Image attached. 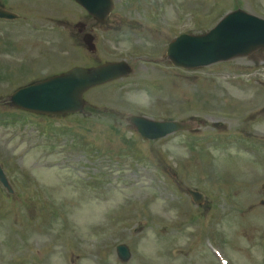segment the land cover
Returning a JSON list of instances; mask_svg holds the SVG:
<instances>
[{
    "label": "rangeland",
    "instance_id": "obj_1",
    "mask_svg": "<svg viewBox=\"0 0 264 264\" xmlns=\"http://www.w3.org/2000/svg\"><path fill=\"white\" fill-rule=\"evenodd\" d=\"M20 2H29V0H19ZM4 2V1H3ZM133 141H137L136 139H133ZM140 161V157L137 158L135 161V164H138ZM227 166L228 167L226 169ZM257 164L254 167L249 168H242L239 165L228 163L226 164L225 168H222L221 170L215 172L211 178L215 181V186L217 187V184L220 180H223V182H231L232 184H235L234 188L230 192V198L231 199H239L242 198L246 193L252 194V188L250 186L251 181L258 177L263 176L264 181V171L257 169ZM260 166L264 168V160L261 161ZM261 171V172H260ZM217 191L219 193L218 196L221 194H224V190L217 187ZM249 200V199H248ZM246 200V202L248 201ZM116 204V203H114ZM239 219L236 220V223ZM249 220L258 225L259 229L254 235L253 233L249 232L248 238V247L250 252L257 257V245H258V239L259 236H264V214L261 215L258 218H255L253 215L249 218ZM260 225L263 227V231L261 230ZM260 231L262 232V235H260ZM227 242L232 245L233 247H238L241 243V240L238 238L237 234H235V237L229 236V234L222 235ZM208 242L211 246H215L220 249L222 254L227 258V260L230 262V264H235V257L233 253L227 248V245H224L219 242H211V240L208 239ZM205 241H202L197 249H194L193 251H199L202 252L203 255L206 253V249L204 247ZM259 259V258H258Z\"/></svg>",
    "mask_w": 264,
    "mask_h": 264
}]
</instances>
